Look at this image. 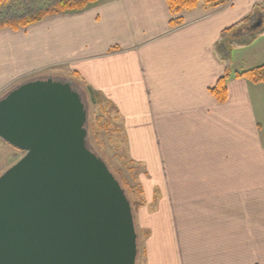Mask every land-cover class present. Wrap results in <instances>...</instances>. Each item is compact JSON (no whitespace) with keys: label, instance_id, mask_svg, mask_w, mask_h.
<instances>
[{"label":"crops","instance_id":"1","mask_svg":"<svg viewBox=\"0 0 264 264\" xmlns=\"http://www.w3.org/2000/svg\"><path fill=\"white\" fill-rule=\"evenodd\" d=\"M260 3H200L173 28L166 0H100L0 30V98L56 69L122 116L145 264H264V83L231 77L223 103L211 92Z\"/></svg>","mask_w":264,"mask_h":264},{"label":"water","instance_id":"2","mask_svg":"<svg viewBox=\"0 0 264 264\" xmlns=\"http://www.w3.org/2000/svg\"><path fill=\"white\" fill-rule=\"evenodd\" d=\"M72 84L33 79L0 99V139L23 156L0 175V264H135L120 183L87 143Z\"/></svg>","mask_w":264,"mask_h":264},{"label":"rangeland","instance_id":"3","mask_svg":"<svg viewBox=\"0 0 264 264\" xmlns=\"http://www.w3.org/2000/svg\"><path fill=\"white\" fill-rule=\"evenodd\" d=\"M259 1L261 2L259 4L261 9H258V12H264V0ZM262 17L263 22L260 26L256 27L254 25L259 20L258 18L253 20L251 23L252 26L250 25L251 28H249L250 32L246 35L248 36L247 38L233 41L234 44L231 47L232 52L230 55V62H228V69L231 74L264 65V16ZM45 72L52 74V76H50L51 78L57 76L59 79L70 82L74 89L83 98L88 109V148L106 164L110 172L123 187L122 189L125 191L131 204L136 205H133L132 207L135 232L137 235V257L135 264H145L146 257L143 242L145 241L147 234L139 228L138 221V214L145 203L142 206H137L141 203V199H144L143 192L145 190V186L141 184V179L139 180L140 173L143 172V170L141 168H132L127 160V146L122 116L120 115L118 117L113 111L112 108L115 109L114 105L97 103L95 100L91 102V98L89 100V94L85 90L84 86H82L81 83L74 81L68 73H63L56 69L51 71L47 70ZM46 77V75H42L41 73L35 74L19 83L14 84L10 90L8 89L6 91V94L28 80L46 79ZM57 77L56 79H58ZM258 89L264 91V86L263 88L258 87ZM257 99L258 98H256L254 104L257 103ZM261 124L264 128V119L261 120ZM22 156V152L0 139V175L13 166ZM154 201L155 196L153 195V202L151 200L150 207L155 206L156 202Z\"/></svg>","mask_w":264,"mask_h":264},{"label":"trees","instance_id":"4","mask_svg":"<svg viewBox=\"0 0 264 264\" xmlns=\"http://www.w3.org/2000/svg\"><path fill=\"white\" fill-rule=\"evenodd\" d=\"M99 1L100 0H0V30L9 29L12 31H19L35 25L47 17L82 12ZM227 1L228 0H166L169 14L173 17L170 21V26L173 28L180 26L182 20L179 15L183 12H191L197 9L200 3H203L209 8H214L225 4ZM229 31L230 30L227 32ZM231 77L234 79H243L253 84L264 83V65L241 72H235L233 74H231L230 71H226L218 80L216 86L211 89L213 96L220 103L226 100V85ZM92 101H94V99H91V102ZM97 103L110 105L105 100L100 99L97 100ZM112 109L119 117L116 109ZM127 160L132 168H139L138 165H133L129 159ZM129 203L132 209L135 204L132 205L130 201ZM143 204L144 202L141 199V203L137 206H142Z\"/></svg>","mask_w":264,"mask_h":264},{"label":"flooded vegetation","instance_id":"5","mask_svg":"<svg viewBox=\"0 0 264 264\" xmlns=\"http://www.w3.org/2000/svg\"><path fill=\"white\" fill-rule=\"evenodd\" d=\"M261 24H260V22H258L255 26L257 27V26H260Z\"/></svg>","mask_w":264,"mask_h":264}]
</instances>
